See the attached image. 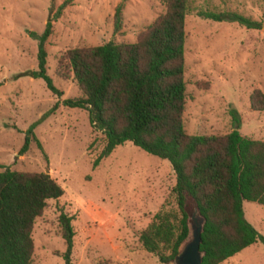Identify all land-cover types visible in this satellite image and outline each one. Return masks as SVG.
Wrapping results in <instances>:
<instances>
[{
    "label": "rangeland",
    "instance_id": "rangeland-1",
    "mask_svg": "<svg viewBox=\"0 0 264 264\" xmlns=\"http://www.w3.org/2000/svg\"><path fill=\"white\" fill-rule=\"evenodd\" d=\"M62 1L0 0V165L48 171L64 190L34 220L31 264H63L60 208L73 216L71 264H170L146 251L138 239L158 209L175 206L170 163L124 141L93 167L104 134L91 126L86 109L61 103L81 95L65 61L67 49L110 39L132 42L164 5L161 0H72L65 6L45 43L46 72L62 92L58 97L43 79L29 74L37 67L38 46L29 31L40 34ZM118 3L121 27L115 30ZM190 6L184 20L186 132L225 134L236 128L234 110L239 132L264 140V107L252 109L249 98L254 89L264 94V27L196 13L234 11L264 21V0H190ZM56 101V109L43 116ZM37 120L33 133L42 149L30 137L19 154L27 127ZM243 210L264 236V206L244 201ZM219 264H264V244L257 240Z\"/></svg>",
    "mask_w": 264,
    "mask_h": 264
},
{
    "label": "trees",
    "instance_id": "trees-1",
    "mask_svg": "<svg viewBox=\"0 0 264 264\" xmlns=\"http://www.w3.org/2000/svg\"><path fill=\"white\" fill-rule=\"evenodd\" d=\"M72 0H63L46 20L38 39L37 67L29 72L41 78L56 96L62 94L46 72L45 43L53 20ZM164 11L132 42L108 40L101 44L66 50L64 57L81 95L61 103L86 109L91 126L104 134V144L92 160L99 161L124 141L166 159L174 172L175 206L161 207L140 231L142 247L168 262L187 237L192 207L203 219L199 249L202 264H219L264 236L247 220L243 202L264 206V140L242 135L236 128L217 134H189L183 124L185 104L184 20L190 0H161ZM122 4L114 10V28L121 27ZM216 21H237L248 28L264 21L234 11L198 9ZM254 110L264 107L259 89L250 93ZM57 107V101L44 113ZM40 120V119H39ZM25 132L19 154L26 151L38 121ZM43 152V151H42ZM45 156V154L43 153ZM46 158V156H45ZM63 187L48 171H19L0 165V264H31L34 251L33 223L49 199L63 194ZM73 216L59 209L57 222L64 250L63 264H71Z\"/></svg>",
    "mask_w": 264,
    "mask_h": 264
},
{
    "label": "water",
    "instance_id": "water-1",
    "mask_svg": "<svg viewBox=\"0 0 264 264\" xmlns=\"http://www.w3.org/2000/svg\"><path fill=\"white\" fill-rule=\"evenodd\" d=\"M203 219L194 210L190 215L189 232L181 242L170 264H202V252L199 249Z\"/></svg>",
    "mask_w": 264,
    "mask_h": 264
}]
</instances>
